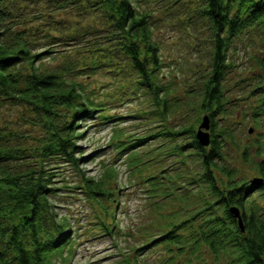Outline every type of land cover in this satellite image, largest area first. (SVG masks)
Here are the masks:
<instances>
[{"label":"trees","instance_id":"1","mask_svg":"<svg viewBox=\"0 0 264 264\" xmlns=\"http://www.w3.org/2000/svg\"><path fill=\"white\" fill-rule=\"evenodd\" d=\"M42 1L34 20L47 19L52 14L49 8L72 12L80 5L92 19L89 28L95 33L82 39L87 32L78 28L77 39L90 43L87 47L77 43L61 64L53 65L50 60L57 54L52 46L55 42L39 46L28 37L32 0H0V111H20L17 128L9 127L8 119L0 125V264L72 263L76 229L70 215L57 210L65 187L57 186L63 182L59 178L64 168L74 170L78 178L75 189L98 206L97 221L91 222L95 229L102 236L113 237L120 230L117 212H109V206L114 204L117 210L119 205L113 188L119 171L113 164L123 156L129 178L145 176L140 180L148 197L157 200L152 205L155 222L162 230H157L150 242L142 239L145 243L132 249L134 257L128 264H145V250L158 241L166 245L170 255L166 260L172 264H264V142H243L231 127L221 123L232 110L227 107L231 103L227 90L221 85L225 70L231 67L229 52L235 41L249 33L264 42V0ZM153 3L165 10L174 6L177 15L169 20L170 25L184 31L204 26L212 39L210 70L201 76L203 84L196 100L186 106L188 111H198L210 119L211 142L206 147L195 136V125L202 120L198 117L192 123L187 113H178V99L171 96V86L164 84L161 71L165 65L154 30ZM98 28L107 33L106 42L97 36ZM84 55L90 62L80 65ZM254 59L261 72L250 90L259 102L251 115L259 125L264 117V46ZM110 64L121 78L135 76L124 87L138 97L150 95L165 130L126 139L123 128L115 125L110 142L117 151L116 162L100 163V172L93 176L82 169L83 126L88 120L106 124L126 118L112 114L104 95L90 89L92 82L87 79L106 72ZM83 75L85 79L79 81ZM186 93L190 95L194 89ZM175 115L186 124L177 129L167 125ZM158 137L169 139L171 146L143 158L138 148ZM181 137L187 143L180 144ZM229 145L242 151L244 161L254 165L252 169L262 179L260 185L239 179L237 166L226 159ZM252 147H256L254 158ZM156 149L147 150V155ZM156 159L161 164L176 160L168 162V171L162 169L157 174ZM141 163L151 167L143 171ZM151 169L156 170L147 174ZM232 207L239 210L243 231L230 212Z\"/></svg>","mask_w":264,"mask_h":264},{"label":"rangeland","instance_id":"2","mask_svg":"<svg viewBox=\"0 0 264 264\" xmlns=\"http://www.w3.org/2000/svg\"><path fill=\"white\" fill-rule=\"evenodd\" d=\"M32 3L33 5L30 3L32 7L30 6L28 11V17L31 20L28 22L30 29L28 37L39 46L52 45L55 42L52 46L57 50V54L52 55L51 64H61L66 59L64 56L67 52H71L77 46V43L86 44L85 47L90 43L89 41L82 42L76 37L77 32H79L78 28H81L83 32H87L82 39L90 38L91 32H94L89 28L93 25L92 19L87 16V12L80 5L75 7L72 12L70 10L56 12V10L49 8L48 10L52 14L50 13L47 19L42 17L34 20V18H38L36 14L39 11L37 9L43 4V1L32 0ZM166 7L168 10L161 9L156 3L152 4L153 14L156 18L154 30L156 39L159 42L161 58L165 65L161 71L164 76L163 81L164 84L170 85L173 89L171 96L178 99L179 110L177 112L187 113V120L193 123L198 117L202 120L204 115L198 111H188L186 106H191L192 101L196 100L197 97L195 96L201 90L203 77L207 76L206 74L210 70L212 63L210 53L213 50L212 39H210L209 33H207L209 31L204 26L203 28L198 27L196 31H184L173 24L170 25L169 20L175 17L177 12L173 8L174 6ZM45 8L43 11H46ZM179 11L182 10L179 9ZM102 21L105 23L104 19ZM97 36L105 42L109 38L102 28H98ZM263 46L264 42L251 33L235 41L233 49L229 52L231 67L225 70L221 84L227 90L225 94L231 101L227 107L232 108L230 115L228 114L221 123L224 126L231 127L238 139L242 138L243 142L250 143V145L253 139L262 142V144L264 142V117H260L259 125L254 122L251 114L254 113L253 108L256 105L258 106L259 102L257 97L250 95V90L258 81V74L261 72L254 56L261 54ZM79 60L80 65H87L90 62L86 55ZM117 70L114 65L110 64V68L106 69V72L103 71L102 73L100 71L94 75V78H87L88 81L92 82L90 89L93 87L97 93L104 95V101L108 104L110 110L112 109V114L126 117L106 124H101L100 120L96 119H94L95 122L88 120L83 126L86 135L83 141L80 140V145L85 148L83 154L85 155L83 161H85L82 169L88 175L95 176L98 174L101 168L100 163L112 165L110 163L116 162L113 158L117 151L110 142L115 125L123 128L126 139L144 137L165 130L158 122V119H160L156 115L158 108L151 100L150 95L144 93L138 97L135 96L134 92H127V88L124 87V84L131 81L135 76L121 78L120 75H117ZM202 75L203 77H201ZM78 79L79 81L84 80L85 76H79ZM192 88L194 93L190 95H193V97L186 93V90ZM19 113L18 108L13 111L1 110L0 125L2 126L8 119L11 120L9 127L17 128L16 122ZM19 120L23 123L22 119ZM182 121L178 115H175V118H171L167 125L177 129L186 124ZM199 125L200 123H197L194 129L197 130ZM250 129H252V133L249 132ZM185 137L178 139L181 142L180 144L187 143L184 140ZM168 141L169 139L158 137L157 140H152L145 146L139 147L137 152L140 155L143 154V158H146L168 149L171 146ZM229 147L231 148L226 153L228 156L226 159L230 164L237 166L240 173L239 179L246 178L253 181L254 178H258L254 168L252 169L254 165L245 162L242 158V151L234 149L231 145ZM152 149L158 151L147 155V150ZM255 152L256 147H252V158L255 157ZM175 160L169 159L166 163L161 164L159 159H156L154 165L159 170L151 169L152 171L146 173H154L156 170L158 174V171L160 172L162 169L166 172L170 168V166L167 167L168 162L173 163ZM126 163L127 159L123 156L120 161L113 164L119 171L116 174V183H113L115 198L117 197L116 200H119V205H117V210H114V207H116L114 204L109 206V212H117V221H115L120 226V230L113 237L109 235L102 236L99 230L95 229L96 225L91 222L97 221L95 216L98 210L95 208L98 206L93 202H89L84 195L80 194L79 189H75L74 186L78 178L74 170L71 168L63 169V173L59 178L63 182L57 186L65 187L61 193L62 197L57 201V210L61 213H68L73 219V226L76 229L77 243L71 264H128V260H133L134 257L132 249L137 246L141 247L145 243L142 239L146 238L150 242L152 237L158 234V232L156 233L157 230L162 231L158 229L159 226L155 222L156 213L154 214L155 208L152 205L157 200L148 197L144 187L146 185L140 180V178L145 179V176L141 175L140 177L139 175L138 178H129ZM149 167H151L150 163H147L142 165L141 168L144 171ZM118 187L121 188L120 191H117ZM106 204L109 203L106 202ZM167 208H169L168 205L164 206V209ZM169 257L166 245L162 241H158L157 243H151L145 250L144 260L140 259L145 264H172L171 260H166ZM131 264H133L132 261Z\"/></svg>","mask_w":264,"mask_h":264},{"label":"water","instance_id":"3","mask_svg":"<svg viewBox=\"0 0 264 264\" xmlns=\"http://www.w3.org/2000/svg\"><path fill=\"white\" fill-rule=\"evenodd\" d=\"M209 127H210V119L208 116H204L202 117V121L198 127V129L196 130V139L197 141L199 142V144L201 146H208L210 145V142H211V138H210V133H209ZM252 133V129H250V131ZM253 184H255L256 186L260 185L262 183V179L261 178H254V180L252 181ZM234 218H236L239 223V226L241 228V230L243 231L244 228H243V223L241 222L242 221V217L239 213V210L236 208V207H232L231 208V211H230ZM263 263H264V260H263Z\"/></svg>","mask_w":264,"mask_h":264}]
</instances>
